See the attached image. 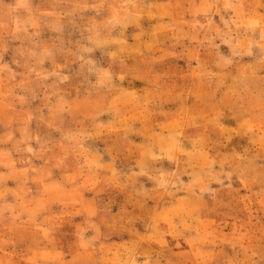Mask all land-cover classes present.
Listing matches in <instances>:
<instances>
[{
    "label": "rangeland",
    "instance_id": "rangeland-1",
    "mask_svg": "<svg viewBox=\"0 0 264 264\" xmlns=\"http://www.w3.org/2000/svg\"><path fill=\"white\" fill-rule=\"evenodd\" d=\"M0 264H264V0H0Z\"/></svg>",
    "mask_w": 264,
    "mask_h": 264
}]
</instances>
